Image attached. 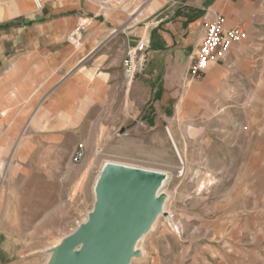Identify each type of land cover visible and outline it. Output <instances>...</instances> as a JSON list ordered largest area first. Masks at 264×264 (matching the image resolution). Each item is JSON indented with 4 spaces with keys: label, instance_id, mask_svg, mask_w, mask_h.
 Listing matches in <instances>:
<instances>
[{
    "label": "rangeland",
    "instance_id": "rangeland-1",
    "mask_svg": "<svg viewBox=\"0 0 264 264\" xmlns=\"http://www.w3.org/2000/svg\"><path fill=\"white\" fill-rule=\"evenodd\" d=\"M97 1L109 11L121 3L137 22L146 0ZM251 55L256 61L231 74L224 98L194 119L155 129L125 123L89 142L79 164L71 163L78 142L68 135L23 164L0 163V264L50 263L87 221L102 155L168 171L165 211L131 264H264V51Z\"/></svg>",
    "mask_w": 264,
    "mask_h": 264
},
{
    "label": "crops",
    "instance_id": "crops-1",
    "mask_svg": "<svg viewBox=\"0 0 264 264\" xmlns=\"http://www.w3.org/2000/svg\"><path fill=\"white\" fill-rule=\"evenodd\" d=\"M120 4L109 11L97 0H43L37 9L34 0H0V163L23 164L65 135L87 149L125 123L155 129L194 119L224 98L231 74L254 64L251 54L264 51V0H146L137 22ZM214 15L227 29L243 26L248 39L183 87L203 23ZM84 19L92 21L75 47L66 37ZM138 41L152 59L127 85L121 63Z\"/></svg>",
    "mask_w": 264,
    "mask_h": 264
},
{
    "label": "water",
    "instance_id": "water-1",
    "mask_svg": "<svg viewBox=\"0 0 264 264\" xmlns=\"http://www.w3.org/2000/svg\"><path fill=\"white\" fill-rule=\"evenodd\" d=\"M163 178L151 171L106 164L87 221L52 252L49 264H131L137 240L161 213L164 198L156 192Z\"/></svg>",
    "mask_w": 264,
    "mask_h": 264
},
{
    "label": "built area",
    "instance_id": "built-area-1",
    "mask_svg": "<svg viewBox=\"0 0 264 264\" xmlns=\"http://www.w3.org/2000/svg\"><path fill=\"white\" fill-rule=\"evenodd\" d=\"M34 6L37 9H41L43 0H34ZM91 21L92 19H84L79 22L74 30L67 35L66 42L79 47L83 33ZM203 24L204 37L192 52L187 73L182 81L183 87H187L193 82H200L206 74V69L210 63L223 62L234 46L248 39L247 32L243 26L237 25L227 29L224 24V18L220 15H214L213 19L206 20ZM151 59V53L146 42L138 41L133 47L128 49L121 63L124 82L129 85L135 79L143 77ZM167 129L165 128L166 133ZM86 150L85 143H78L72 151L71 163H81L86 158Z\"/></svg>",
    "mask_w": 264,
    "mask_h": 264
},
{
    "label": "bare ground",
    "instance_id": "bare-ground-1",
    "mask_svg": "<svg viewBox=\"0 0 264 264\" xmlns=\"http://www.w3.org/2000/svg\"><path fill=\"white\" fill-rule=\"evenodd\" d=\"M166 134H167L168 138L170 139L172 149H174V151L176 153V156L178 157V165H179L178 169L184 171V169H185L184 165L185 164H184V161H183L182 156L180 154V151L177 148V145H176V143H175V141L173 139V136H172V134L170 133V131L168 129H167V133ZM102 158H103L104 161H103V164L101 166L102 167L101 172L103 171L104 166L106 164H113V165H116V166L120 165V166H124V167H128V168H132V169L137 168V169L144 170V171H147V172L151 171V172H155V173H158V174H162L164 176V178L160 180L161 181V185H160L159 189L156 192V196L162 197V193H163V191H164V189L166 187V184L168 182V180H166L167 179L166 176L168 175V171L166 169L164 170L163 168H160V167H157V166H154V165H149V166L141 165V164H138V163H135V162L134 163L133 162H128V161L120 159V158L116 159V158H111V157H108V156H105V155H102ZM98 179H99V177H98ZM98 179L95 182L96 184L94 186V195H96V187H97V184H98L97 183ZM164 211H165V199H164V203H163V206H162L161 213L157 214L152 221L153 222L154 221L157 222L159 220L160 215H162L164 213ZM143 236L144 235H142L136 242V246H135V249H134V253L135 254H136L137 246H138V244H139V242H140V240H141V238ZM52 256H48L47 258L52 257Z\"/></svg>",
    "mask_w": 264,
    "mask_h": 264
}]
</instances>
